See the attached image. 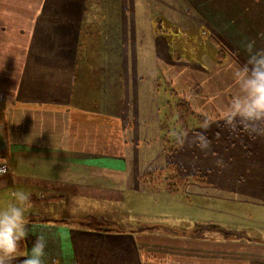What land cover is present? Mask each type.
<instances>
[{
	"label": "crops",
	"instance_id": "1",
	"mask_svg": "<svg viewBox=\"0 0 264 264\" xmlns=\"http://www.w3.org/2000/svg\"><path fill=\"white\" fill-rule=\"evenodd\" d=\"M93 1L98 0H0L4 123L0 149L5 151L0 154V165L9 169L0 175V193L27 188L39 200L47 192H58L54 198L58 201L65 196L114 200L120 192L114 181L120 180L128 166L140 164L128 163L140 156V146L130 139L133 117L120 99L127 101L125 94L133 96L142 89V61L135 63L140 65V75L132 78L130 44L125 43L129 23L124 13L115 11L110 0H101V8ZM182 3L187 23L199 24L200 34L222 59H217L216 71L211 72L203 63L182 55L174 59L173 53L154 46L157 70L176 95L183 88L192 95L200 87L198 96L209 97L211 87L218 86L217 95L235 96L234 72L248 61L245 45L254 41L253 50L264 52V0ZM230 65L235 66L231 74ZM210 109L222 110L211 107L206 111ZM138 112L142 114V107ZM221 123L194 125L183 133L181 146L173 151L184 155V163L197 167L194 173L204 176L206 183L189 180L178 194L205 207L209 202L226 207L230 201L232 207L264 209V122L248 124L246 135ZM160 153L168 158L173 155L162 153V145ZM142 174L134 176L139 179ZM105 219L116 224V219ZM27 224L31 234L21 242L13 264H21L23 252L39 234L47 239L45 264H216L211 256H194L190 249L226 242L141 232V228L98 233L79 229L72 222Z\"/></svg>",
	"mask_w": 264,
	"mask_h": 264
},
{
	"label": "rangeland",
	"instance_id": "2",
	"mask_svg": "<svg viewBox=\"0 0 264 264\" xmlns=\"http://www.w3.org/2000/svg\"><path fill=\"white\" fill-rule=\"evenodd\" d=\"M93 3H97L99 8L103 7L101 0L93 1ZM109 5L115 11H122L124 13L122 17L127 24L129 23L125 29V31H129L125 32V43L126 46L130 44L132 78L140 75L138 72L140 65L135 63L142 61V89L133 92V96L125 94L127 101H124V98L120 99L126 109L130 108L133 117L131 138H129L133 141L137 140L140 146V156L132 157L128 163L133 164V162L140 161V164L133 165V167L128 166L120 180L114 181L116 182L115 189L120 191L117 196L115 195L114 200L65 196L64 200L58 201L54 199L58 192L44 193L42 194L44 198L41 200L37 195H30L26 205V220L30 222L29 219L35 218L34 216L52 217L69 219L68 221L74 225L88 216L103 217L116 219L115 226H112L114 229L128 231L136 228H153L159 233L164 232L190 239L198 235L194 232L196 226L215 225L234 232L238 236L237 240L229 239L223 245L215 242L219 246L203 244L195 246L194 250L187 248L194 253V256L201 255L200 257L204 259L211 256V261L217 262L216 264H264V209L256 210L247 205L232 207L234 204L229 203L228 200L225 203L227 208L213 202H209L205 207L196 199H189L186 194H169L167 190V184L173 183L176 174L188 176L193 174L194 169L197 168L184 163L185 160L181 158L184 155L181 152L172 151L169 154L173 155L169 158L168 155L164 156L160 153L162 145L160 138H165L169 141L168 144L173 145L181 131L180 124L176 122L179 115L186 110L185 105L183 108L181 103L187 102L189 109L194 114L204 118L205 124L222 122L221 124L228 125L229 123L223 118V113L233 96L217 95L218 86L211 87L209 97L205 94L203 97L198 96L201 91L200 87H195L192 95H187V91L183 87L184 93L174 94L163 78L164 76H161L157 70L154 46L162 52L165 50L167 53H172V49L169 46L166 48V44L168 45L169 40L174 38L177 47L175 51L190 60L194 59L200 64L203 63L205 67H210L211 72L216 71L214 68L217 65L215 64L219 63V59H222L219 58L218 49L208 42L207 37L205 40L200 34L198 23L193 22L191 25L187 23L189 19L185 15L186 8L183 6L182 0H110ZM158 19L164 23L173 24L177 30L161 33L164 36L159 33L154 34L151 30L154 22ZM128 34L129 38H127ZM229 67L231 70L228 73L231 74L232 68L235 66L230 65ZM155 76L157 77L156 81ZM226 83L229 84L230 81ZM233 83L231 86L235 90ZM187 88L191 90L192 87ZM139 107H142V114L138 112ZM211 107L215 109L218 107L222 110L220 109V113L211 109L207 112L206 110ZM198 109H202L203 112ZM184 116L188 121V128L192 129L194 125L197 128L200 127L198 125L201 123L196 118L190 117L189 114H184ZM260 121L264 122V120ZM234 127L235 133L246 135V126L236 124ZM228 136H232V134ZM170 163H175L176 167L168 171L164 170L160 176L154 175V178L149 179L147 183L134 176L135 172L145 173L150 169H159ZM23 190L28 191L27 188H23ZM12 191L0 193V207L8 203ZM48 197L51 198L48 199ZM187 198L188 200H186ZM203 235L210 241L224 240L221 234L204 232ZM214 248L216 249L213 250Z\"/></svg>",
	"mask_w": 264,
	"mask_h": 264
},
{
	"label": "clouds",
	"instance_id": "3",
	"mask_svg": "<svg viewBox=\"0 0 264 264\" xmlns=\"http://www.w3.org/2000/svg\"><path fill=\"white\" fill-rule=\"evenodd\" d=\"M254 41L245 45L249 54L247 64L238 67L234 79L238 93L233 96L223 113L229 125L247 126L264 120V52L254 51ZM4 171L0 168V173ZM30 194L22 189L12 191L11 198L0 207V264H13L20 254V243L31 234L26 221V205ZM47 239L36 235L32 246L23 252L21 264H45Z\"/></svg>",
	"mask_w": 264,
	"mask_h": 264
},
{
	"label": "trees",
	"instance_id": "4",
	"mask_svg": "<svg viewBox=\"0 0 264 264\" xmlns=\"http://www.w3.org/2000/svg\"><path fill=\"white\" fill-rule=\"evenodd\" d=\"M172 30L176 31L177 28L175 26H173V25L171 26L169 24L164 25L163 23H161L160 20H156L154 22L153 29H152L154 34L155 33L157 34L159 32H160L159 34H161L163 32H171ZM161 35L164 36V34H161ZM171 40H169L168 46L170 47V49H172L174 59L177 57L176 55H178L177 58H181L183 55L180 52L175 51V49L177 48L175 45V39L172 38ZM219 55L222 57V54H219ZM220 60L221 59H219V61ZM184 103H181V106L183 107V105H185L184 107L186 108V110H185V112H182V114L179 115V117L177 118V121H176L181 126V131L177 135L176 142L173 145H170V144H168L169 141H167L165 138H162V140H161L162 141V153H164V154H169L173 150L179 148L181 146V143H182L183 133H186L187 131H189L190 128H188V121H186V117L184 116V114H186V115L189 114L190 117L196 118V120L199 123L205 124L204 120H203L204 118L202 116L194 114L189 109L188 103L187 102H184ZM0 128H1V131H3V129H4L3 100L0 101ZM4 152H5L4 148L0 149V154H4ZM175 167L176 166L173 164H167L166 166L159 168V169H150L147 172L143 173L139 179L144 181L145 183H147V181L149 179L154 178V175L160 176L161 174L164 173L163 172L164 170L168 171V170L174 169ZM189 180H192L198 184H205L206 183L204 176H202L198 173H194L190 176H179L176 174V177H174L173 183L167 184V190H168L169 194H178V193L182 192L184 189V186L186 185V183ZM34 217L35 218L31 217L32 219L31 220L29 219V221L30 222H38V223L52 222V223H56V224H61V223L63 224V223L70 222V221L65 220V219L54 221V220H50V219L45 218V217H40V218L36 217V216H34ZM76 225L79 229H82L85 231H92V232H98V233L120 232V230L112 228V226H115L113 222L108 221L103 217L88 216V217H85V218L81 219L80 221H78L76 223ZM139 231H141V232H152V231H154V229L153 228H141ZM194 232L198 235L195 237H192V238L197 239V240L205 239V237L203 235L204 232L221 234L223 236L224 240H226V241L229 239L230 240H237V238H238V236L234 232H231L229 230L223 229V228L215 226V225H209V224L196 226ZM20 249H22L21 243H20Z\"/></svg>",
	"mask_w": 264,
	"mask_h": 264
},
{
	"label": "built area",
	"instance_id": "5",
	"mask_svg": "<svg viewBox=\"0 0 264 264\" xmlns=\"http://www.w3.org/2000/svg\"><path fill=\"white\" fill-rule=\"evenodd\" d=\"M0 168H3L4 169V171L2 172V173H0V175H4V174H7L8 173V167L6 166V165H3V164H1L0 165Z\"/></svg>",
	"mask_w": 264,
	"mask_h": 264
}]
</instances>
